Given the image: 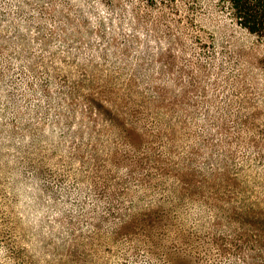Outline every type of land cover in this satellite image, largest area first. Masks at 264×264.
Here are the masks:
<instances>
[{"label":"rangeland","instance_id":"rangeland-1","mask_svg":"<svg viewBox=\"0 0 264 264\" xmlns=\"http://www.w3.org/2000/svg\"><path fill=\"white\" fill-rule=\"evenodd\" d=\"M135 5L0 0V264H264V41Z\"/></svg>","mask_w":264,"mask_h":264},{"label":"trees","instance_id":"trees-1","mask_svg":"<svg viewBox=\"0 0 264 264\" xmlns=\"http://www.w3.org/2000/svg\"><path fill=\"white\" fill-rule=\"evenodd\" d=\"M115 6H123L133 3L134 8H139L136 4L146 6H159L166 0H105ZM222 8L242 27L258 35L264 41V0H218ZM126 4V5H125Z\"/></svg>","mask_w":264,"mask_h":264}]
</instances>
